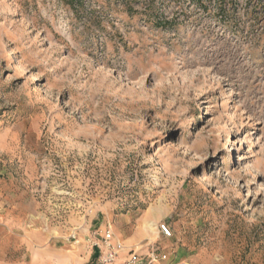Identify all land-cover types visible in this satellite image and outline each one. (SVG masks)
<instances>
[{
	"label": "rangeland",
	"instance_id": "374dc122",
	"mask_svg": "<svg viewBox=\"0 0 264 264\" xmlns=\"http://www.w3.org/2000/svg\"><path fill=\"white\" fill-rule=\"evenodd\" d=\"M107 231L111 264H264V0H0V264Z\"/></svg>",
	"mask_w": 264,
	"mask_h": 264
},
{
	"label": "built area",
	"instance_id": "2783aa9c",
	"mask_svg": "<svg viewBox=\"0 0 264 264\" xmlns=\"http://www.w3.org/2000/svg\"><path fill=\"white\" fill-rule=\"evenodd\" d=\"M161 232L166 236H170V232L165 226L161 227ZM111 236L112 234L110 233V231H107L103 236L105 251L104 253L101 254L102 257L100 256V261L102 264H111L115 260L118 254L119 248L118 247L114 248L110 245ZM131 261L132 260H130L129 263H131ZM132 262L134 263V261Z\"/></svg>",
	"mask_w": 264,
	"mask_h": 264
}]
</instances>
